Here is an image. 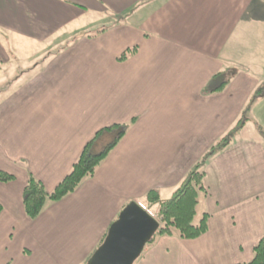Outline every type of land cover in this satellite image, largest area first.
<instances>
[{"label": "crops", "instance_id": "crops-1", "mask_svg": "<svg viewBox=\"0 0 264 264\" xmlns=\"http://www.w3.org/2000/svg\"><path fill=\"white\" fill-rule=\"evenodd\" d=\"M162 1L0 0V78L5 66L15 76L0 95V171L15 176L0 183V264H86L129 203L151 190L172 197L264 87V56L256 59L264 0L158 7ZM151 4L158 9L139 22V9ZM102 20L107 31L84 35ZM134 47V56L118 60ZM227 61L246 70L233 73L223 92L203 94L216 74L230 76ZM261 109L264 96L247 114L256 126L245 122L243 136L205 165L208 194L197 211L210 215L208 232L195 240L160 236L135 264L252 261L264 239ZM134 119L93 178L37 220L27 218L30 174L52 192L98 131Z\"/></svg>", "mask_w": 264, "mask_h": 264}, {"label": "trees", "instance_id": "trees-1", "mask_svg": "<svg viewBox=\"0 0 264 264\" xmlns=\"http://www.w3.org/2000/svg\"><path fill=\"white\" fill-rule=\"evenodd\" d=\"M108 29L109 26H105L94 33H89L87 36L94 37ZM137 51L138 47L129 49L118 60L124 62L134 56ZM231 78L232 75L227 76L224 72L216 74L204 88L203 94L223 92L230 83ZM263 96L264 87L258 89L253 95L243 116L247 115L252 104ZM244 120L245 118H241L235 128L218 140L205 156L189 170L169 200H162L158 190H151L146 194V208L150 210L158 206L156 218L160 222V229L147 246L153 244L160 236H177L183 240H195L208 232L210 215L204 213L199 220L196 219L200 199L208 194L203 183L205 178V165L211 157L230 146L236 135L235 133L243 128L245 124ZM136 121L137 119H134L129 123L114 124L98 131L93 139L85 146L81 155L73 164L71 171L52 192L47 191L43 183L30 174L22 199L27 218L31 221L37 220L49 204L62 201L67 196L73 194L84 181L93 178L100 165L116 149ZM261 134L264 137L263 131H261ZM109 135L113 137L111 143H108L102 149H98V146H102L101 143ZM14 180V175L0 171V183H11ZM2 211L3 208L0 205V213ZM104 239L98 248L102 245ZM249 264H264V239L260 240L255 246L253 259Z\"/></svg>", "mask_w": 264, "mask_h": 264}, {"label": "water", "instance_id": "water-1", "mask_svg": "<svg viewBox=\"0 0 264 264\" xmlns=\"http://www.w3.org/2000/svg\"><path fill=\"white\" fill-rule=\"evenodd\" d=\"M160 229V222L136 202L128 204L110 226L87 264H135Z\"/></svg>", "mask_w": 264, "mask_h": 264}, {"label": "rangeland", "instance_id": "rangeland-1", "mask_svg": "<svg viewBox=\"0 0 264 264\" xmlns=\"http://www.w3.org/2000/svg\"><path fill=\"white\" fill-rule=\"evenodd\" d=\"M164 1L165 0H163L162 1V3L158 6V7H161V5H164ZM158 7H157V4H151V6H149V8H140L139 9V15H138V21L139 22H144V20L146 19V17H151L152 16V12L154 13V11H156L157 9H158ZM140 10H142V11H140ZM135 13H137V12H134V14ZM137 13V14H138ZM147 13V14H146ZM107 19H111V17L110 18H107ZM106 19V20H107ZM100 20V19H99ZM112 20V19H111ZM112 22H113V20H112ZM115 23V22H114ZM105 26H108V21H101V22H98L97 24H95V26H93V27H91L90 29H86V30H84L85 31V34L84 35H89V33H94L95 31H98V30H100V29H102L103 27H105ZM63 47H66V46H63ZM264 56V48L258 53V55L256 56V59H260V60H262L261 59V57H263ZM263 62V61H262ZM261 62V63H262ZM231 62H226V65H229L228 67L230 68V75H232L233 73H236L237 71H240V70H246V68H245V66L247 65H244V62H239V63H237V62H234L233 64H230ZM1 69H3V71L6 73V75L4 76V75H2V77L0 78V95L6 90V89H8L11 85H12V83H13V80L15 79V76H13V67H10V66H5V70H4V68L3 67H1ZM224 72V71H223ZM224 73H226V72H224ZM227 74V73H226ZM228 75V74H227ZM261 112H262V114H264V109H261ZM242 119L243 118H245V122L246 123H248L247 124V127L248 128H250V127H253L254 128V126H256V125H254L253 124V122H251L250 123V121H248V119L246 120V118H248V116L247 115H242V117H241ZM241 120V119H240ZM260 123H261V125L264 127V118H261V120H260ZM262 130V129H261ZM263 132H264V130H262ZM236 135H235V140H237L238 138H240V137H242L243 136V132L241 131V130H238L236 133H235ZM110 137H107L104 141H103V143H101L102 144V146H98V149H102V147L104 148V147H106L107 145H108V143H111V141H112V139H113V137L111 136V135H109ZM260 138L259 139H261V141H263L264 142V137H263V135L261 134V136H259ZM171 197V196H170ZM169 197V198H170ZM168 198V199H169ZM167 199V200H168ZM203 199V198H202ZM136 202V201H135ZM137 204H139L141 207H144L145 208V203H146V201H139V202H136ZM150 213L151 214H153V215H157V213H158V206H155V208L153 207V209H151V211H150ZM202 213L201 212H199L198 214H197V220H199L201 217H202ZM0 241H1V236H0ZM21 242H26L24 239H22L21 240ZM30 252H28L27 250H26V252H25V255L26 254H29ZM7 255H10V253H8L7 252ZM30 255V254H29ZM87 263V262H86Z\"/></svg>", "mask_w": 264, "mask_h": 264}]
</instances>
